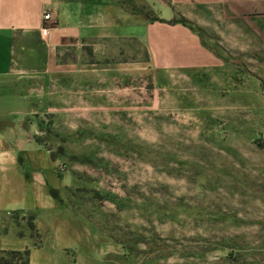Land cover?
Masks as SVG:
<instances>
[{
    "label": "rangeland",
    "instance_id": "1",
    "mask_svg": "<svg viewBox=\"0 0 264 264\" xmlns=\"http://www.w3.org/2000/svg\"><path fill=\"white\" fill-rule=\"evenodd\" d=\"M119 2L173 14L213 58L170 64L145 26L33 81L48 180L0 212V264H264V0Z\"/></svg>",
    "mask_w": 264,
    "mask_h": 264
},
{
    "label": "crops",
    "instance_id": "2",
    "mask_svg": "<svg viewBox=\"0 0 264 264\" xmlns=\"http://www.w3.org/2000/svg\"><path fill=\"white\" fill-rule=\"evenodd\" d=\"M46 13L52 18L48 23ZM173 17L145 25L143 15L127 13L119 0H0V212L31 208L33 187L39 189L48 180L46 163H40L45 152L30 120L37 111L32 82L47 79L55 65L64 63L67 52L89 42L105 45L130 38L143 43L145 26L154 56L171 53L170 64L177 66L209 64L212 54L197 34L186 24H172ZM44 27H49L45 35ZM173 39L183 40L182 47L189 44L188 49L207 61H178L166 46Z\"/></svg>",
    "mask_w": 264,
    "mask_h": 264
},
{
    "label": "trees",
    "instance_id": "3",
    "mask_svg": "<svg viewBox=\"0 0 264 264\" xmlns=\"http://www.w3.org/2000/svg\"><path fill=\"white\" fill-rule=\"evenodd\" d=\"M131 14H141V15H143L149 22H164V20L163 19H161L160 17H154V18H150V16L149 15H147V14H144L143 13V11L142 10H136V9H132V11L130 12ZM179 23H181V24H185L184 22H179Z\"/></svg>",
    "mask_w": 264,
    "mask_h": 264
},
{
    "label": "built area",
    "instance_id": "4",
    "mask_svg": "<svg viewBox=\"0 0 264 264\" xmlns=\"http://www.w3.org/2000/svg\"><path fill=\"white\" fill-rule=\"evenodd\" d=\"M44 20H45L46 23L51 21L52 20L51 14L50 13H46L44 15ZM48 30H49V27H44L43 30H42L43 35H45L48 32Z\"/></svg>",
    "mask_w": 264,
    "mask_h": 264
}]
</instances>
